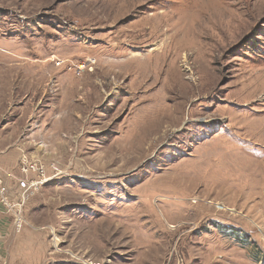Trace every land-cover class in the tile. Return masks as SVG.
Returning a JSON list of instances; mask_svg holds the SVG:
<instances>
[{"label": "rangeland", "instance_id": "obj_1", "mask_svg": "<svg viewBox=\"0 0 264 264\" xmlns=\"http://www.w3.org/2000/svg\"><path fill=\"white\" fill-rule=\"evenodd\" d=\"M7 123L0 264H264V0H0Z\"/></svg>", "mask_w": 264, "mask_h": 264}, {"label": "crops", "instance_id": "obj_2", "mask_svg": "<svg viewBox=\"0 0 264 264\" xmlns=\"http://www.w3.org/2000/svg\"><path fill=\"white\" fill-rule=\"evenodd\" d=\"M1 131H4L3 134H0V165L8 166L9 168L17 164L19 160L18 151L20 148H15L12 146L13 141L19 135L20 129H17V126L14 123H7L3 125ZM27 140L23 142V148H25V144H30V141L33 139V135H35V131L33 129H28L26 132ZM22 146V144H21Z\"/></svg>", "mask_w": 264, "mask_h": 264}, {"label": "built area", "instance_id": "obj_3", "mask_svg": "<svg viewBox=\"0 0 264 264\" xmlns=\"http://www.w3.org/2000/svg\"><path fill=\"white\" fill-rule=\"evenodd\" d=\"M79 69L80 68H78V70ZM22 165H23V167L21 168L22 171L25 174H27L26 172L28 171V169L26 170L25 168H27L28 166L25 167V163H22ZM2 183L3 182L0 180V203H2L7 209H10V210L13 211V213H14V223H15V226L20 227L22 225L23 221H22V218L20 216L21 210H20L19 204H12L10 202H7V199L4 196V193H5L6 188H5L4 185H2ZM32 184L33 183H31V186H32ZM28 187H30V185Z\"/></svg>", "mask_w": 264, "mask_h": 264}, {"label": "bare ground", "instance_id": "obj_4", "mask_svg": "<svg viewBox=\"0 0 264 264\" xmlns=\"http://www.w3.org/2000/svg\"><path fill=\"white\" fill-rule=\"evenodd\" d=\"M183 62H184V61H183ZM184 64H185V63H184ZM83 67H84V66H82V65L80 66V68H83ZM185 69H186V65H185ZM188 70H189V69H188ZM165 117H166V116H165ZM44 181H45V180H44ZM33 185H37L36 182H33L32 186H33ZM30 186H31V185H30ZM26 190H27V189H26ZM23 194H24V193H23Z\"/></svg>", "mask_w": 264, "mask_h": 264}, {"label": "trees", "instance_id": "obj_5", "mask_svg": "<svg viewBox=\"0 0 264 264\" xmlns=\"http://www.w3.org/2000/svg\"><path fill=\"white\" fill-rule=\"evenodd\" d=\"M229 228V227H228ZM227 230H229V229H227Z\"/></svg>", "mask_w": 264, "mask_h": 264}]
</instances>
